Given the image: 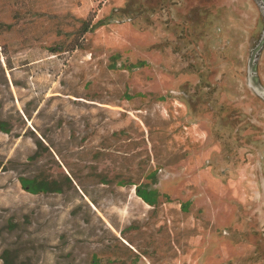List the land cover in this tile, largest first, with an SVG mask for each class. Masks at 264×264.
<instances>
[{"label": "rangeland", "instance_id": "1", "mask_svg": "<svg viewBox=\"0 0 264 264\" xmlns=\"http://www.w3.org/2000/svg\"><path fill=\"white\" fill-rule=\"evenodd\" d=\"M0 264H264V0H0Z\"/></svg>", "mask_w": 264, "mask_h": 264}, {"label": "trees", "instance_id": "2", "mask_svg": "<svg viewBox=\"0 0 264 264\" xmlns=\"http://www.w3.org/2000/svg\"><path fill=\"white\" fill-rule=\"evenodd\" d=\"M94 24H93V18H86L83 22L82 25L80 27V34L81 36H83L86 32H88L89 30H91L93 28ZM22 184L24 187L28 188V189H33L37 192H50V191H61V187L59 186V184L57 182L54 181H48V180H38L36 178H25L22 177ZM136 192L137 194L142 197L145 201L151 203L152 198L150 197V193H155V191L153 190H146L144 189L142 186L138 185L136 187Z\"/></svg>", "mask_w": 264, "mask_h": 264}]
</instances>
